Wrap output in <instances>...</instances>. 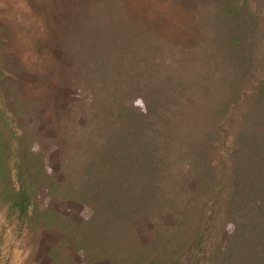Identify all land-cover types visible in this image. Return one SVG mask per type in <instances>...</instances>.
Here are the masks:
<instances>
[{
	"label": "trees",
	"instance_id": "16d2710c",
	"mask_svg": "<svg viewBox=\"0 0 264 264\" xmlns=\"http://www.w3.org/2000/svg\"><path fill=\"white\" fill-rule=\"evenodd\" d=\"M27 5L0 8L5 217L63 232L86 263L264 264V0ZM33 68L36 79L20 78ZM51 86L77 97L52 108ZM150 92L154 106L131 105ZM44 194L90 214L77 223L40 207ZM139 217L150 242L135 232ZM48 254L73 264L59 245Z\"/></svg>",
	"mask_w": 264,
	"mask_h": 264
},
{
	"label": "rangeland",
	"instance_id": "374dc122",
	"mask_svg": "<svg viewBox=\"0 0 264 264\" xmlns=\"http://www.w3.org/2000/svg\"><path fill=\"white\" fill-rule=\"evenodd\" d=\"M11 10L21 9L22 11H29L27 0H0V8L8 6ZM1 10V9H0ZM2 12V11H1ZM169 23L166 22L161 27V37L164 40H170L174 37L169 30ZM26 47H22L24 50H33L34 48L30 45L32 43L31 38H26ZM37 68V67H36ZM33 70L28 73H23L20 77L23 80H34L37 77V72ZM50 96L48 99H54V103L50 106L52 108H58L62 106L65 101H74L77 95L70 92L66 94L64 92L49 89ZM56 99V100H55ZM157 100L155 93H147L140 98L131 100L130 103L135 108H143L144 104L154 106ZM39 130L44 133L45 136H50L52 133L45 126L46 122L44 119L40 120ZM44 157L47 161V167L49 172L52 174H59L57 169V152L54 150L51 144L47 145ZM38 206L45 208H52L60 213L65 214L71 220L79 223L90 214L88 208L76 203L60 200L57 197L49 194L41 195L37 199ZM161 223H171L172 217L169 214L163 215L160 220ZM135 232L139 240L143 243L150 242L154 239V228L151 223L144 217H139L134 221ZM228 228V227H227ZM59 245L63 251L72 257L73 264H111L106 260L86 263L76 252H73L70 248V239L65 234L57 229L42 228L32 232L26 228H17L11 223L8 218L5 217L4 211L0 207V264H52L53 258L50 256L49 250L54 246ZM71 262V263H72ZM208 264V263H203Z\"/></svg>",
	"mask_w": 264,
	"mask_h": 264
}]
</instances>
